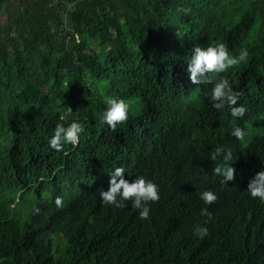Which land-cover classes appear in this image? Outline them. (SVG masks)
I'll list each match as a JSON object with an SVG mask.
<instances>
[{
    "label": "trees",
    "instance_id": "trees-1",
    "mask_svg": "<svg viewBox=\"0 0 264 264\" xmlns=\"http://www.w3.org/2000/svg\"><path fill=\"white\" fill-rule=\"evenodd\" d=\"M216 42L249 52L221 74L242 118L188 79L193 48ZM109 97L130 105L115 131ZM72 121L79 142L52 149L56 124ZM216 147L234 156L226 185ZM118 166L159 186L147 220L131 201L102 202ZM262 169L264 0H0V264H264V202L247 191Z\"/></svg>",
    "mask_w": 264,
    "mask_h": 264
},
{
    "label": "clouds",
    "instance_id": "clouds-1",
    "mask_svg": "<svg viewBox=\"0 0 264 264\" xmlns=\"http://www.w3.org/2000/svg\"><path fill=\"white\" fill-rule=\"evenodd\" d=\"M248 57L249 52L247 49H242L236 56L230 55L224 42L209 44L207 47L196 45L187 63L188 79L193 85L213 84L210 95L212 108L222 110L227 106L232 117L242 118L247 112L246 107L238 105L242 93L234 90L232 82L221 74L228 73L229 69H234L242 62H246ZM210 74H214L219 78L214 81ZM106 104L107 108L103 114V120L115 131L117 125L128 120L130 105L123 99L111 97L106 98ZM67 112L71 114L72 110L67 107ZM63 120L64 117H61V121ZM83 130V125L78 121H72L67 126L63 122L57 123L54 134L49 140V146L56 151H63L65 143L75 145L79 142V136ZM231 135L237 140H243L245 132L240 127H236ZM218 158L222 159L213 168V174L221 178V184L226 185L227 182L235 179L236 169L229 163L234 159V156L231 149L225 150L223 147H216L210 154V159L217 161ZM109 176L108 189L100 192L102 202L105 205L123 209L127 207L126 202L131 201L132 206L139 210V218L147 220L150 215L149 203L157 202L160 199L159 186L151 180H146L143 176H138L129 181L125 178V169L119 166L115 167ZM247 191L252 198H259L264 202V169L257 172L249 180ZM199 195L205 205H212L218 199L217 195L211 190L203 191ZM55 204L57 207H62L63 198L57 196ZM39 212V208L33 207L34 214H39ZM200 214L207 216L209 220L212 218V214L207 207L202 208ZM194 235L202 239L208 235V228L198 225L194 228Z\"/></svg>",
    "mask_w": 264,
    "mask_h": 264
}]
</instances>
